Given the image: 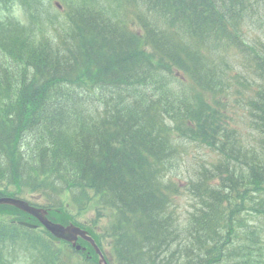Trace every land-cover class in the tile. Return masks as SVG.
I'll use <instances>...</instances> for the list:
<instances>
[{
    "label": "trees",
    "instance_id": "trees-1",
    "mask_svg": "<svg viewBox=\"0 0 264 264\" xmlns=\"http://www.w3.org/2000/svg\"><path fill=\"white\" fill-rule=\"evenodd\" d=\"M255 1L157 0L154 2L158 5L149 17L166 14L171 24L164 28L141 24L143 35L141 39L133 35V41L125 37L124 31L118 33L113 25L104 27L107 44L92 43L87 48L89 59L96 66V76L102 82L111 80L119 86L130 82L137 90L142 86V97L135 106L136 111L132 110V100L116 104L97 126H89L91 131H83V125L93 123L90 116L82 123L78 118L64 117L74 99L57 106L72 86L69 77L64 75L66 71H58L61 65L58 59L54 62L52 59L51 63L49 55L40 50L32 49L29 53L31 50H27L24 33L27 29L20 28L15 22L13 10L16 7L24 15L32 16L30 0H0V196H14L15 190H10L12 185L20 191L23 183L34 184L40 180L48 186L71 185L77 191L71 200L77 213L86 211L90 194L112 202L114 221L105 231L111 232V251L119 255L121 264H196L198 258L195 255L201 248L199 241L216 244L214 240H220V232L210 231L207 227L219 224L221 197L209 195L202 183L193 185H200L199 195H196V187L185 192L172 188L171 177L161 172L163 164L172 156L170 146L165 139L153 138L151 133L155 132V123L164 106L176 96L182 97L176 107L182 114L208 115L211 107L203 99V105L192 108L183 103L187 95L185 90L176 93L171 89L170 69L186 73L197 84L200 93H209L212 98L221 93L220 86L226 85L227 73L225 65L219 67L218 61L227 46L217 39L220 29L226 32L236 20L238 23L250 22L255 13L250 4L254 7ZM177 21L190 25L189 38H177L169 29L178 24ZM87 25L92 26L93 21ZM97 35L100 40L101 33L97 32ZM259 44L257 50L253 46L249 48L255 49L253 57L258 73L264 77V55H258L264 52V40ZM99 47H103L104 54H100V49L96 50ZM26 69L32 76L24 79L22 75ZM116 92L115 89L113 93ZM260 99L264 102V89ZM261 110L256 129L264 139V105ZM68 129L83 133L68 134ZM145 131L150 134L146 135ZM185 137L183 141L189 139L188 135ZM23 142L27 146H23ZM241 152V149L231 147L223 149V156L217 158L213 169L223 165L229 181L236 180V172L243 170L244 163L251 169L250 174L258 172L260 161ZM200 164L196 168L194 164L182 167L186 168L187 176L199 175L205 168L204 163ZM169 193L178 196L187 193L200 197L202 202L208 197V209L216 217L215 222L200 223L205 214L200 215L197 206L189 214L197 221L198 230L182 228L175 208L169 209L166 205ZM59 212L61 223L77 222L63 205ZM14 214L20 215L13 208L0 207V264L8 262L4 253L14 252V247L22 246L24 242L21 232L3 220L5 215ZM227 231L232 234L231 230ZM246 242L240 249L242 255L238 256L237 264H260L251 256L252 251L258 252L256 244ZM41 247L42 243L37 239L30 249L40 252ZM46 257L56 259L57 255L47 254Z\"/></svg>",
    "mask_w": 264,
    "mask_h": 264
},
{
    "label": "rangeland",
    "instance_id": "rangeland-1",
    "mask_svg": "<svg viewBox=\"0 0 264 264\" xmlns=\"http://www.w3.org/2000/svg\"><path fill=\"white\" fill-rule=\"evenodd\" d=\"M98 1V0H95ZM94 1V2H95ZM54 2V0H51L49 3H43L40 2L41 5H43L46 9L50 8V5ZM93 2V3H94ZM66 5H68V2H66ZM55 24L54 20H50L49 18L46 17L45 21H44V26L49 27L50 25ZM75 25V20L72 22V24L69 26L70 28H72ZM233 111L236 113V118L235 121L237 123V125L240 128H244L243 125V120L241 119V114L244 111V104L243 102H237L236 104H234L233 106ZM248 139L250 137H247ZM24 145L23 146H27V144L25 142H23ZM187 151H188V155L186 157V161L185 164H194L193 167H198L199 165H201L200 163H206L211 157L212 154L209 153L208 151L204 150V149H200L194 146H187ZM27 157L31 159V156L29 154H27ZM184 164V165H185ZM188 173L186 172V168L185 167H180L176 173L175 176L173 177L174 182L176 183L177 186H184V184L186 183V177H187ZM191 176V174H189ZM28 198L32 199L33 201L37 202V203H45L46 199L42 198L40 199L37 196H29L27 195ZM172 208H175V215L179 217V223L183 224L185 223L186 219H187V215H188V210H190L189 205H190V201L189 199L185 196H181L178 198H173L172 200ZM49 202H46V204H48ZM95 212L94 210H92L91 212H88L85 217L83 219H86V224H88V222L90 220H92L94 218ZM100 226L104 225V221H101ZM108 226V225H107ZM107 226H104V230H107Z\"/></svg>",
    "mask_w": 264,
    "mask_h": 264
},
{
    "label": "water",
    "instance_id": "water-1",
    "mask_svg": "<svg viewBox=\"0 0 264 264\" xmlns=\"http://www.w3.org/2000/svg\"><path fill=\"white\" fill-rule=\"evenodd\" d=\"M0 204H10L31 214L32 216L37 218L41 222V224L45 226V228L56 238L62 239L72 244L75 243L78 236L89 241V239L85 236V233L80 231L79 229L71 225L63 227L61 225L52 224L45 218L44 211L28 207L27 204L23 202L14 199H0Z\"/></svg>",
    "mask_w": 264,
    "mask_h": 264
},
{
    "label": "bare ground",
    "instance_id": "bare-ground-1",
    "mask_svg": "<svg viewBox=\"0 0 264 264\" xmlns=\"http://www.w3.org/2000/svg\"><path fill=\"white\" fill-rule=\"evenodd\" d=\"M162 9V8H161ZM182 9V8H181ZM212 11V10H211ZM169 13V12H168ZM178 22V21H177ZM152 63V62H151ZM141 71V70H140ZM195 74V73H194ZM119 84V83H118ZM115 108V107H114ZM127 132V131H126ZM119 135V134H118ZM186 138V137H185ZM188 138V137H187ZM185 140V139H184ZM42 145V144H41ZM143 146V145H142ZM159 146V145H158ZM129 150V149H128ZM91 154V153H90ZM158 172V171H157ZM150 175V174H149ZM168 175V174H167ZM144 180V179H143ZM152 180V179H151ZM154 180V179H153ZM145 182V181H144ZM147 182H148V180H147ZM167 182V181H166ZM155 183V182H154ZM149 188V187H148ZM101 189V188H100ZM115 190V189H114ZM149 190V189H148ZM123 193V192H122ZM122 201V200H121ZM115 202V201H114ZM120 202V201H119ZM121 203V202H120ZM135 205V204H134ZM162 205V204H161ZM158 209V208H157ZM156 209V210H157ZM166 209V208H165ZM160 210V209H159ZM163 212V211H162ZM143 213V212H142ZM146 215V214H145ZM144 217H146V216H144ZM136 221V220H135ZM162 224V223H161ZM143 226V225H142ZM147 227V226H146ZM145 227V228H146ZM198 230V229H197ZM190 231V230H189ZM190 237V236H189ZM125 241V240H124ZM130 242V241H129ZM129 242H127V243H129ZM170 243V242H169ZM198 243V242H197ZM180 244V243H179ZM163 245V244H162ZM175 245V244H174ZM177 248V247H176ZM144 249V248H143ZM156 249H159V248H156ZM161 249V248H160ZM178 252V251H177ZM153 253H156V252H153ZM174 255V254H173Z\"/></svg>",
    "mask_w": 264,
    "mask_h": 264
}]
</instances>
